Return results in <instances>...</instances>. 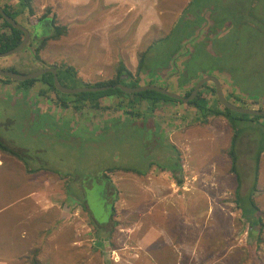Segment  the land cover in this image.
Listing matches in <instances>:
<instances>
[{"label": "rangeland", "instance_id": "rangeland-1", "mask_svg": "<svg viewBox=\"0 0 264 264\" xmlns=\"http://www.w3.org/2000/svg\"><path fill=\"white\" fill-rule=\"evenodd\" d=\"M192 1L194 0H162L161 3L159 2L163 10L162 21H160V23L163 22V25L160 27L163 28L151 27L147 29L148 33L143 35L144 39L140 46L137 45L138 47L132 46L133 42L130 43L134 31L132 32L133 29L129 30L128 18H124L122 24L116 27V35L113 32L111 35L110 33L104 34L107 41H110V45L103 55L85 57V60L78 65L75 64L78 62L76 58L66 57L64 60H69L68 62L73 60L76 68L81 72L79 76L82 75L81 77L84 79L96 77L99 74L112 77L117 68L105 66L106 59H108L107 64H110L112 57L116 56L117 58L113 62L116 63L119 61L120 54L125 52L131 54L134 63H137L138 53L145 50L156 37L168 32L173 24L178 27L179 31L184 26L186 18L212 19L215 22L214 28L218 29V32L216 34H214L215 31L208 33L205 38L203 33L198 34V31H194L192 38L195 42L205 38V41L200 43L202 47L196 52H189L187 48H183V52L187 53L181 61L183 68H187L185 72L192 74L194 71L189 70L190 68L200 72L205 68L214 69L210 73L224 80L222 82L224 91L229 98L236 100V103L242 106L264 108V32L260 25H257L258 18L249 17V15L257 13L263 15L264 19V1L256 7L255 0H198V3L205 4L209 8L208 13H205L207 10L204 12L201 7L191 6ZM32 5L34 6V4ZM216 7L219 8L216 9ZM116 11L118 17L123 14L119 8ZM217 12H221V14ZM50 20L51 17L48 18V21ZM90 22L94 25L97 23L93 19ZM260 23L264 28V20ZM241 24L242 26H240ZM218 43L220 49L219 54H216L214 45ZM28 55L29 59L31 57V61L36 62L37 67L41 63H47L42 59H36L32 50H29ZM64 60L62 62H67ZM122 60L125 62L124 59ZM173 61L174 59L169 66L163 62L164 66L160 65L155 70L156 74L147 73L145 79L152 81L153 84L164 85L171 91L184 94V89L181 86H185L190 81L181 82L170 76L174 71L173 68H178L175 67ZM127 62H130V59ZM19 68L17 69L19 70ZM196 68L199 69L196 70ZM185 77L187 76L184 74L183 78ZM11 85L14 86L12 83ZM0 86H2L1 80ZM36 88L38 90V87ZM24 90L18 87L10 88L9 98L11 100L23 99L25 97ZM28 90L26 89V91ZM158 98L164 99L162 96H158ZM117 101L118 98H102L104 104ZM163 103L162 101L159 106L152 109L147 108V110L146 106H142V109L146 110L142 111L143 117L132 119L130 116L128 120L124 115L118 116L120 113L117 111L109 113L107 117L112 118L113 116V118L111 120L104 119L103 123L101 120L105 118V113H94L93 110L85 109L84 114H78L76 119L85 120L84 135L77 133L76 138L81 145V156H79L80 153L74 155L70 150L62 149L61 154L68 156L70 163H65L62 166V163L55 162L58 168H53L61 170L63 175L54 169L44 170L45 176H48L46 180L48 186H44L43 189L40 183H36L34 187L35 191L42 194L52 188L60 195L59 198L63 200V206L66 205L68 209H58L54 203L47 207L39 204L35 202V194L30 199L14 200L22 193H24L23 197H26V187L13 180V168H7V163L2 166L3 162L15 160V158L5 156L3 152H0V264H30L26 256L32 255L36 248H40L41 264H256L254 259L259 258L257 252L260 257L264 258V247L259 250L257 245L252 244L253 242L249 240L251 225L246 222L241 210L231 211L233 206H237L235 200L239 195L242 198L240 201L242 205L245 207L252 205L249 192L255 177L256 159L260 152L261 158L264 155L262 152L264 117L242 120L235 116L224 118L210 116L206 121L183 119L184 117L180 119L173 118L170 114L179 113L177 110L185 103L171 100H168V103ZM167 106L172 107L173 111L170 112V108L166 109ZM218 107H221L220 104ZM163 111L165 114H161ZM48 112L50 111L46 110V104L40 99L31 113L34 118L33 122H30L31 134H35L36 129L47 127L45 115ZM52 112L56 114L55 110ZM65 112H68V117L72 114V110ZM27 113L26 105L19 108V119L21 120V117ZM93 113L94 115H92ZM147 113L152 114L147 115ZM73 115L75 116V113ZM38 117H40V121H37ZM172 122L185 125L182 130L175 129L177 133L184 131L183 139H172V126L166 131L162 130L163 127L167 128L168 125H172ZM131 124H134V127ZM98 126L102 130L99 137L96 133L89 137V130L95 127L97 131ZM21 127L23 126L14 121L12 132L6 134L5 129L0 127V134L11 136L8 140L12 146L18 147L19 141L16 136L21 131ZM235 132L238 136L235 149L239 168V183L242 184L238 195L236 192L237 183L233 174L227 172L225 166L227 157H224V150H230ZM243 139L253 142L251 149L245 153L239 148ZM100 140L101 143H99ZM169 142H173V145H169ZM57 153V149L52 150L49 156L56 158ZM180 158H182V170L174 172L171 167H176ZM27 159L30 160V157L28 156ZM30 163L32 168L38 166L31 160ZM115 166L133 168L147 172V174L144 175L145 177H138L136 174L124 170L122 172L119 170L118 173L111 171L109 174L112 176L113 182L107 179L104 181L102 173ZM241 166L245 168V172L241 170ZM163 167L169 168V170L164 169L167 172L173 171L171 174H164L176 179V183L182 177V183L178 184L180 187L186 186L187 189L172 188L176 189L178 193L184 194L183 200L179 203V208L183 212L176 211V208L172 206H168L167 214L164 213V215L157 210L154 217L161 219L162 224L156 223L153 228L148 222L144 223V218L138 213L143 212L144 202L139 201L136 196L143 192L141 184H146L147 175L159 168L162 172L164 171L161 169ZM83 173L87 176L77 179L76 176L83 175ZM66 174L74 177L75 181L80 184H84V188L82 185L79 186L78 182L76 183L78 188H75L72 182H66L70 180ZM127 175H130L131 179L124 187L123 178ZM41 176L42 174L39 177ZM105 182L106 187L109 185L108 194L103 193ZM29 189L31 191L33 187ZM71 193L85 195L93 213L105 224L110 222L112 209L109 208V205L113 201L112 207L115 204L117 206L115 218L118 222V233H113L112 237L101 242L93 229L91 231L87 227L83 229L82 226H79L77 218L69 219L68 216L73 214V208L77 205V201ZM128 195H132L133 200ZM262 197L264 195L256 197V200L261 202ZM261 205L263 206V204ZM76 208L80 212L88 213L79 204ZM75 213L78 212L75 211ZM263 213L264 209L261 210L259 206L256 212L251 207L248 210V215H256L259 219ZM46 217L49 220L53 217V220L48 221L52 223H44ZM166 224L168 226L171 224L175 228V239H172L171 231L164 228ZM31 226L32 232L29 231ZM129 226L136 227L130 238H127L129 234L125 233L127 234L124 235L127 238V248L125 249L126 240L123 233ZM102 228L103 231H109L106 226ZM121 229L125 231L121 233L119 231ZM146 232L156 241H161L163 244L166 241L167 247L155 252V249L162 245L161 243L150 242L147 246L136 245L145 238ZM177 238L179 239L178 243L185 239L194 247L190 248L194 250L192 258L185 256V249L182 245L175 244ZM228 242L234 244L232 248H226ZM26 244L27 248H25ZM120 245L123 247L120 250V258H118L111 252ZM6 246H12L14 250L7 249ZM143 253L146 256H141ZM139 256L141 257L139 258ZM113 257H117L116 262ZM251 258L254 259L251 261Z\"/></svg>", "mask_w": 264, "mask_h": 264}, {"label": "trees", "instance_id": "trees-1", "mask_svg": "<svg viewBox=\"0 0 264 264\" xmlns=\"http://www.w3.org/2000/svg\"><path fill=\"white\" fill-rule=\"evenodd\" d=\"M262 1L264 0H255L254 3H256V7ZM32 4H33L32 0H20L19 6L13 7L10 4H4L2 0H0V5L4 8V10L10 16H12L16 21L23 24L31 33V40L29 45H27V47L24 50H22L21 53L19 52L14 55L15 56L16 55L19 56L21 54L24 55L23 52H25L30 45L35 44L34 45L35 56L38 59H41V51L46 46L47 42L50 39L60 38L61 36H63L68 32L69 28L66 25L58 24L55 17H53V20L51 19V24L49 25L48 18L50 13L53 12L52 7H48L44 9L43 12L39 14V11H37ZM192 5L201 7L204 12L207 10L205 13H208L209 11V8H207L205 4L203 5L198 3V0L192 1L191 6ZM218 8L219 7H216V9ZM217 13L221 14V12H217ZM258 15L260 14L255 13L252 16L249 15V17H254L255 19L258 18L257 25L258 26L260 25L261 30L264 32V28L260 23L264 20L263 15L262 16L260 15L261 17ZM214 25L215 22L212 19H207V18L197 19L196 17L194 19L186 18L184 20V26L180 28V30L182 29V31L180 30L178 31V27L174 26L173 24L168 32H166L162 36L156 37L154 40L151 41V43L148 45V47L145 50L140 51L138 53L137 55L138 67L136 68L135 72H133L126 66L122 58H119L118 64L116 66L117 68L116 73L112 77L101 76V74H99L96 77L84 79L83 77L79 76L80 74L79 69L76 68V66L70 62H55L53 64V67H55L58 70L60 82L64 86L70 88H76L80 86H90V87L114 86L117 85L118 83L128 84L129 86L136 87L142 84H153L152 81L145 79L146 74L147 73L150 75L156 74L155 70L158 69L160 65L164 66V63L165 64L167 63V65L169 66L170 63H172V60L174 59L173 64H175V67L178 68H173L174 71L172 72V74H170V76L175 77L181 82L190 81V83L186 84L185 86H181L184 89V94L182 95L185 97H189L196 83L201 78L210 75L211 74L210 72L214 69L205 68L202 70V72H200V71H195L194 68H190L189 70L194 72H192V74L188 72L186 73L185 70L187 68H183L181 64L182 59L187 55V53L183 52V48H187L189 52L190 51L196 52L197 49H200L202 47L200 43L201 41H205L206 35L208 33L215 31L214 34H216V32H218V29L214 28ZM240 26H242V24ZM194 31H198V34L203 33L205 35V38L195 42L192 38V34H194ZM212 37L214 36L212 35ZM23 38H24V33L21 30L9 24L0 14V53L16 47L22 42ZM214 47L216 54H219L220 44L218 43L217 45H214ZM197 69L199 68H196V70ZM12 70H15L17 72L16 69H12ZM184 74L187 77L183 78ZM0 80L2 85L0 86V91H1L0 92V127L1 128L2 126L4 127V125H2V121L5 120L6 122H8L9 126L6 127L10 128L9 130L10 132H12V126L10 125L14 115L13 111L17 110V102L24 100L25 104L28 105L27 115H30L32 113L34 106L37 105V104L35 105L32 104V101L27 97L28 92L35 87H38L40 97L49 98L51 101H56L57 107L58 105H60L62 108H64L63 110H72V112H78V114H81L84 112L85 109L90 108L96 113H100V112L105 113V118L101 120L102 123L104 119L111 120L113 117L109 118L110 116L107 117V115L109 113L112 114L114 111L120 113L119 114L120 116L124 115L125 119L128 120L130 116L132 117V119L143 117L142 111H146L147 108L149 109L155 108L157 107V105L159 106L160 102L162 101L164 103H168V100H171V101H178L183 103V101L181 100L174 99L168 95L162 94L154 90H146L139 93H126L118 87H111L110 89L104 91L66 94L60 92L55 87L54 75L52 72L45 73L44 75L38 78L29 79L26 81H15L11 78H4V77H0ZM221 81L224 82L223 79H221ZM11 83L14 84V86H12ZM12 87L25 89L24 90L25 97L19 100H11L9 98L10 94L8 92ZM26 89L29 90L26 91ZM176 93L179 92L177 91ZM158 96L159 97L162 96L164 99L158 98ZM103 97L118 98V101L116 103L113 102L112 104L105 105L101 100V98ZM229 99L232 102L236 103V100L234 101L232 98ZM13 103H14V109H13ZM218 104L219 102L216 97L215 85L213 83H207L200 89L197 97L191 100L190 102H188L186 105L194 109H197V113H196L197 121H199V119L206 121L210 116H223V117L235 116L242 120L243 119L247 120L248 118L257 119L264 117V115H249V114L237 113L228 108L218 107ZM142 106H146V110L142 109ZM46 110L50 111L45 115L46 122L48 124L47 127L42 129H36V133L33 135L39 143H43L48 138L50 140L52 139L53 142L54 139L55 140L58 139L57 144H62L59 148L55 147L54 149H50L45 152L38 150V152L35 153V156L32 157L33 159H30L31 161H33V163H36L38 165L37 168H32L28 164L29 160H27L20 151H17V149H15L14 146H12L8 138L2 136V134H0V152H3L8 156H12L18 159L20 158L21 155L30 172H36L39 171V169L40 170L43 169L45 171H49L48 169H54L57 173L63 175L62 171L57 169L58 166L56 165L55 162L62 163V166H64L65 163L69 164L70 162L68 156H64L61 154V150L68 149L72 154L75 155L77 153H80L79 156H81V150H82L81 145L76 141L77 133H79L78 129L80 127L79 120L76 119L75 117L70 119L58 120L55 117L56 114L52 112L55 109L46 106ZM55 112L58 111L55 110ZM151 114L152 113H147V115H151ZM33 120L34 118L32 119V122ZM37 121H40V117L37 118ZM130 122L132 121L130 120ZM131 126L134 127V124H131ZM100 129L101 127L99 128L98 126L97 131L99 134L100 132H102V130ZM4 132L7 133L6 129ZM73 136L75 138L74 141L72 140ZM237 137H238L237 133L235 132L231 143V148L229 150V155L231 157V172L234 175V177H236V182L238 184L236 192L239 194L240 177L238 174V163H237L238 160L235 149ZM163 147H164V143H163ZM55 149L58 150L57 156L56 158H51L49 154L52 150ZM263 151H264V140L262 142V152ZM260 153L256 159V171H255L256 177L259 170ZM181 160L182 158H180V161H178V165L176 167L174 166L171 167L173 171H177L179 168L182 170ZM53 167H57V168H53ZM119 170L121 171L124 170L125 172H131L138 175L141 174L145 175L147 173L133 168L115 166L108 168L107 171L105 170L103 175L104 177H106L107 180L110 181L107 172L119 171ZM71 175H68V178L70 180L66 182H72L74 187L78 188L76 186V181L74 177H71ZM84 175L87 176V174ZM84 175L81 174L76 177L77 179H79V178H83ZM178 183L179 184L182 183V178L181 180H179ZM83 185L84 184H82V188H84ZM255 186H256V182L254 187ZM108 189H109V185L106 187V182H105V187L103 191H106L108 194L109 193ZM255 189L256 187L253 189V191ZM71 195L77 201V204L81 205L85 211L88 212V210H90V206L88 205V202L84 197H80L78 193H71ZM250 198L252 203V205L250 206L251 209L254 210L255 212L258 211V206L254 199V196L250 195ZM241 200L242 198L239 195L236 199L237 208L241 210L242 215L245 218L246 222L250 223L251 225L250 233L252 235L256 231V226L259 225V223H261L260 225L262 226V222L261 219L258 218V216L256 215L251 216V214L248 215V210L250 209V207H245L244 205H242L240 202ZM111 206L112 204L109 205V208ZM115 215H116V207H114L111 214V219H110L111 223H109V225L106 226L109 228V231L108 232L103 231V228L98 229V233L100 230V234H99L100 237L106 236L108 233H111V237H112V234L117 232L118 229V227H116L117 221L112 220V218H114ZM261 239L262 237L261 235H259L258 241H261ZM39 252H40V248H36L33 250L32 255H30L29 257L28 255L26 256V259L30 264H41L39 259Z\"/></svg>", "mask_w": 264, "mask_h": 264}, {"label": "crops", "instance_id": "crops-1", "mask_svg": "<svg viewBox=\"0 0 264 264\" xmlns=\"http://www.w3.org/2000/svg\"><path fill=\"white\" fill-rule=\"evenodd\" d=\"M32 1L34 4V7L36 6L35 9L39 11V14H41V12H43L44 9L48 7H52L53 12L50 13L49 17H51L52 20H53V17H55L58 24L68 26L69 28L68 32L58 39H50L47 42L46 46L41 51L42 60L47 63H44V64L41 63L37 67L36 62L31 61V57L30 59L28 58L29 50H26L25 52H23L24 55L21 54L19 56L16 55V56H10V57L0 59L1 68H4V69L13 68V69H16L17 71H20V73L25 74V73H30L34 70H37L38 68H45L48 66H52V64H54L55 62H62L64 59H66V57L76 58L78 60L77 63H75L73 60L70 59L72 61L70 63L72 64L75 63L76 65L84 61L85 57H99L100 55L104 54L105 50L106 51L108 50L109 45H110V41H107L106 35L104 34L110 33L111 35V32H113L116 35V27L122 24V21L124 20V18H128L127 25L129 27V30L133 29L132 32L134 31V34L131 35L132 38H130L132 39L130 43L133 42V44L131 43L132 46H137V45L140 46L141 41L144 39L143 35L145 36L146 33H148L147 29L151 27H156L158 29L163 28V27H160V25H163V22L160 23V21H162V15H163V10L160 7V3L162 0H39V1L32 0ZM2 2L4 4H10L13 7H18L20 0H2ZM118 8L121 11H123V14H121L119 17L117 16L118 12L116 11ZM162 8H164V6H162ZM91 19L95 20L97 23L95 25L92 24V22H90ZM107 24L108 26H106ZM110 24H113V26H110ZM57 56H60V58H57ZM115 58L117 57L116 56L112 57V61H111L112 65L111 63L107 64L108 59H106L105 61H107V63H105V66L109 68H116L118 61L116 63H113L116 60ZM120 58L125 60V64L129 69L131 68L130 70H132L133 72L136 71V68L138 67V56H137V63H134L133 59L131 58V54H128L125 52L124 53L122 52L120 54ZM128 59H130V62H127ZM64 61L68 62L69 60H64ZM18 67H20L19 70L17 69ZM96 73H101V72H96ZM81 76L82 75H80V77ZM27 97L32 101V104L34 105L38 104L40 99H42L43 102L46 104V106H49L52 109L57 110L58 112H56L55 117L58 120L78 117V112H72V114H70V117H68L69 116L68 112H65L66 110H63L64 108H62L60 105H58L57 107L56 101H51L49 98L40 97L39 89L37 90L36 87L28 92ZM103 98H108V97H103ZM54 99H55V96H54ZM111 99H114V98H111ZM25 105H26V108L28 109V105L25 104L24 100L18 101L17 110L13 111L14 115H13V119H12L10 126L13 125L14 121H17V124H20L21 126H23L20 128L21 131L16 136V138H18V141H19V146L14 147V148L17 149V151H20L26 159L28 158V156L30 157V159H33L32 157L35 156V153L38 152V150L45 152L47 150L54 149L55 147L59 148L62 144H57L58 139L57 140L54 139V142H53L52 139L50 140L48 138L43 143H39L34 137V135L31 134L30 122H32V119H33L31 114L22 116L21 120L19 119L18 109L24 107ZM105 105H108V104H105ZM170 106H167L166 109L170 108V112H172L173 106L172 107ZM13 109H14V103H13ZM88 110H92V109L88 108ZM177 111H179V113L176 112V115L170 114V116L173 118L177 117L180 119L183 117H184L183 119H190V120L196 119V116H197L196 110L192 107L187 106L186 104ZM73 113H75V116L73 115ZM94 113L92 115H94ZM81 114H84V113H81ZM161 114H165V111H163ZM118 116L120 115L118 114ZM218 117L224 118L223 116H218ZM218 117L213 116V118H218ZM78 120L80 123L78 132L79 134L84 135L85 120H82V121H80V119ZM2 125H4L7 131L6 134H9L10 128L6 127V126H9L8 122L4 120ZM88 125H93V124H88ZM171 126L173 128L171 131L172 133L170 132L172 134V139H177V140L183 139L184 136H182V134L184 133V131L183 133H177L175 132V129L182 130L183 126L185 125H182L180 123L175 124L174 122H172V125H168L167 128L163 127L162 130L166 131ZM4 127L2 126V129H4ZM95 133L99 137L98 131H96L95 127H93L92 130H89V134H90L89 137H92ZM2 136L11 138V136L9 135L2 134ZM73 138L74 136L72 137V140L74 141L75 139ZM184 139H187V138H184ZM173 142H169L170 143L169 145H173L172 144ZM99 143H101V140ZM26 146L28 147L26 148ZM252 146H253V142H248L247 140L244 141L243 139L239 145V148L243 150L242 151L243 153H245V151H249ZM230 148H231V144H230ZM4 155L8 156L5 153ZM9 157H12V156H9ZM224 157H227V165H225L226 170L227 172L232 174L231 157L229 155V150H224ZM12 158H15V157H12ZM5 164L7 168L14 169L13 175H12L13 180H15L17 183L23 184L26 187L25 188L26 197L24 198L23 197L24 193H22L18 197H15L14 200L30 199L35 194L36 196L35 202L39 204H43L46 207L52 206L53 203L56 204L58 207L63 206V200L59 198L60 195L56 191H54L52 188H49L50 190L48 189L47 191L43 192V194L35 191L34 187L36 186V183H40L41 186H43L42 187L43 189H44V186L46 187L48 186L46 182V180L48 179V176H45L46 173L43 169L41 170L39 169V171H36V172H30L21 155L19 159L15 158V160L3 162L2 166ZM155 170H156L155 172L151 171L147 175L148 177L146 179L147 181L145 180L146 184H141L143 186L142 188L143 192L140 195L136 196L139 201L144 202L143 212H138V213L144 218L143 219L144 223L148 222V224L151 225L153 228H155L156 223L162 224L161 219H156L154 217L157 210H159L160 213L164 215V213L167 214L168 206H172L176 208V211H179L180 213L183 212V210L179 208V203L183 200V195H184L182 192L178 193L176 189L175 190L172 189L174 187H177L178 183H176V179L171 178L167 176L166 174L167 173L171 174L173 171L167 172L163 169L164 171L161 172L160 168L158 170L157 169ZM166 170H169V168H167ZM178 170L180 171L181 169L179 168ZM241 170L245 172V168L243 166H241ZM41 174L42 176L39 177ZM132 174H135V173H132ZM130 175H127L123 178L124 187L130 182V179H131ZM136 175L138 177L144 176L142 174L141 175L136 174ZM234 179L236 182V177H234ZM231 181L229 182L231 183ZM77 182L78 181H76V183ZM255 182H256V186H255L256 189L253 191V189L255 188L254 187ZM79 185H82V184L79 183ZM241 185L242 184L240 183L239 190L241 189ZM30 187H33V190L30 191L29 189ZM237 187H238V184H237ZM250 195L254 196V199L258 203L259 208L263 210L264 209V197H262L261 202L256 200V197H261L262 195H264V155H262V158L260 157L258 174H257V177L256 176L254 177L252 189L249 192V196ZM128 196L130 197L131 200H133L132 195H128ZM68 198H71V197H68ZM71 199L74 200L73 198ZM261 204H263V206ZM237 209H238L237 206H233L231 208V211L233 210L237 211ZM238 210L240 211V209ZM90 213L92 217H94V219L96 220V215L93 213L91 208H90L89 214ZM48 221H51V219L49 220L47 217L44 218V223H51ZM261 222H262V226L260 225L261 223H259V227L256 226V231L250 236V239H249L251 242H253L252 244L257 245V248L259 250L264 247V213H263V216L261 217ZM103 226H107V224L105 223L100 224V227H103ZM136 226H131V227L129 226V228H127L126 231L121 229L122 233L125 231L123 233V237L124 235L129 234L127 238H130V236L134 233ZM161 226L164 227L163 225ZM164 228H166L168 231H171L172 239L176 238L175 237L176 230L174 227L171 226V224L170 226L166 224V227ZM32 230L33 228L31 226L29 228V231L32 232ZM148 234L149 233L146 232L145 238L142 239L140 243L136 245H142V246L146 245L147 246L148 243L150 242L161 243L162 245L159 246L157 249H155V252L162 250L163 247H167L166 241H164V244H163L161 241H158V240L156 241L153 236L151 235L148 236ZM259 235H261L262 237L261 241H258ZM7 238H8V235H7ZM127 238L124 237V239L126 240V243H124L125 249L127 248V245H126ZM31 240L29 241V244ZM106 240L108 239L106 238L105 241ZM178 240L179 239L177 238L175 244L182 245L183 248L185 249V256L192 258L194 256V250L190 248H194V247H192L190 242L186 241L185 239H183L182 241L180 240L181 243H178ZM4 243H6V241H4ZM233 245L234 244L228 242L226 248H229V247L232 248ZM27 247L28 245L26 244L25 248ZM122 247L123 246L120 245L117 247V249L114 248V250H112L111 253L113 255L118 256V258H120L119 254L121 253L120 250L122 249ZM5 248L14 250L12 246H6ZM186 248H189V249H186ZM141 256H146V255L145 253H143ZM141 256H139V258ZM257 256H259L258 259L251 258L250 260L252 261V259H254L256 264H264V261H263L264 258L260 257L259 252H257ZM113 260L116 262L117 257H113Z\"/></svg>", "mask_w": 264, "mask_h": 264}, {"label": "water", "instance_id": "water-1", "mask_svg": "<svg viewBox=\"0 0 264 264\" xmlns=\"http://www.w3.org/2000/svg\"><path fill=\"white\" fill-rule=\"evenodd\" d=\"M0 14L2 17L10 23L13 27L21 30L24 33V38L22 42L17 45L16 47L0 53V59L10 57L22 50H24L27 45H29L31 40V33L30 31L21 23L16 21L12 16H10L4 8L0 5ZM49 25L51 24V20L48 21ZM52 72L54 75V84L55 87L62 93L66 94H75V93H82V92H96V91H104L108 90L111 87H118L122 91L126 93H139L146 90H154L157 92H160L162 94L168 95L174 99L181 100L185 103L190 102L191 100L195 99L200 91V89L207 83H213L216 88V97L221 107L228 108L234 112L237 113H243V114H249V115H264V108H253V107H247L242 106L238 103L232 102L228 96L226 95L224 91V85L220 78H218L215 75H207L203 78H201L195 85L194 89L191 92V95L189 97H185L180 93H176L171 91L168 87H164L158 84H142L140 86L132 87L128 84L118 83L114 86H102V87H90V86H80L76 88H70L67 86H64L60 80L58 75V70L55 67H47V68H40L38 70L32 71L30 73H20L16 72L12 69H4L0 67V77L4 78H11L15 81H26L29 79H35L38 78L45 73Z\"/></svg>", "mask_w": 264, "mask_h": 264}, {"label": "clouds", "instance_id": "clouds-1", "mask_svg": "<svg viewBox=\"0 0 264 264\" xmlns=\"http://www.w3.org/2000/svg\"><path fill=\"white\" fill-rule=\"evenodd\" d=\"M33 45H35V44H32V45H30L28 48H27V50H32L33 52L35 51V46H33ZM33 46V47H32ZM21 52V51H20ZM19 53V52H18ZM34 57L36 58V59H38L36 56H35V52H34ZM42 59V58H41ZM39 60V59H38ZM74 65V64H73ZM48 67H53V64H52V66H48ZM45 68H47V67H45ZM38 69H40V68H38ZM37 69V70H38ZM35 71V70H34ZM144 85V84H143ZM163 86V85H162ZM165 87V86H164ZM183 103H185V102H183ZM185 104H187V103H185ZM196 110V113H197V109H195ZM27 160H29V159H27ZM25 162V161H24ZM29 165L31 164L30 163V160H29V163H28ZM33 167V166H32ZM120 167V166H119ZM28 168V167H27ZM161 169H167L166 167H163V168H161ZM108 170V169H107ZM106 170V171H107ZM115 172H119V171H115ZM120 172H122V171H120ZM104 174V172L102 173V175ZM147 174V173H146ZM83 175H84V173H83ZM107 175L109 176V178H110V180H111V182H113V180H112V176H110V174H109V172H107ZM85 176V175H84ZM102 179L105 181V179H106V177H102ZM60 186V185H59ZM79 186H81V185H79ZM177 187L180 189H183V190H186L187 188H185L186 186H182V187H180V185L178 184L177 185ZM109 190V189H108ZM106 191H103V193H105ZM106 194H107V192H106ZM80 196V195H79ZM81 197H84L85 198V195H82ZM112 205H113V201H112V203H111ZM78 205V204H77ZM76 205V206H77ZM89 205V204H88ZM76 206L73 208L74 210H73V214H71V215H69L68 216V218L69 219H71V220H75V218H77L78 220H79V226H82V228L84 229V228H88L90 231L93 229L94 230V232H95V234H97L98 235V237L100 238V240H101V242H104L105 241V239L107 238H109V237H111V233H108L106 236H103V237H100L99 236V234H100V230H99V233H98V229H101L102 227H100V224H102V223H104V222H101L99 219H98V217L96 216V220L94 219V217H92V215H91V213L89 214V212H90V210H88V213H84V212H80V211H78V209L76 208ZM114 207H116V212H117V206H116V204L114 205ZM114 207H112L111 206V209H112V211H113V209H114ZM58 209H68L67 207H66V205H64V206H62V207H58ZM75 211H77L78 213H75ZM54 217V216H53ZM53 217L51 218V220H53ZM112 220L113 221H117V219L115 218V216H114V218H112ZM52 223V222H51ZM109 223H111V222H109ZM109 223H106L107 225H109ZM117 223L118 222H116V227H117ZM91 227V228H90ZM115 227V228H116ZM131 227V226H130ZM127 228H129V227H127ZM54 231H56V230H54ZM119 231H121V230H119ZM121 233H122V231H121ZM102 235H105V234H102ZM98 239V238H97ZM105 246V245H104Z\"/></svg>", "mask_w": 264, "mask_h": 264}, {"label": "flooded vegetation", "instance_id": "flooded-vegetation-1", "mask_svg": "<svg viewBox=\"0 0 264 264\" xmlns=\"http://www.w3.org/2000/svg\"><path fill=\"white\" fill-rule=\"evenodd\" d=\"M10 24V23H9ZM5 69H13V68H5Z\"/></svg>", "mask_w": 264, "mask_h": 264}, {"label": "built area", "instance_id": "built-area-1", "mask_svg": "<svg viewBox=\"0 0 264 264\" xmlns=\"http://www.w3.org/2000/svg\"><path fill=\"white\" fill-rule=\"evenodd\" d=\"M186 188V187H185Z\"/></svg>", "mask_w": 264, "mask_h": 264}]
</instances>
